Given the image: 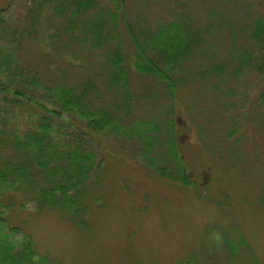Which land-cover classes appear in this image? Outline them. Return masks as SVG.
<instances>
[{
    "label": "rangeland",
    "instance_id": "obj_1",
    "mask_svg": "<svg viewBox=\"0 0 264 264\" xmlns=\"http://www.w3.org/2000/svg\"><path fill=\"white\" fill-rule=\"evenodd\" d=\"M43 2L2 4L6 23L38 32L0 80L49 107L52 92L25 78L37 74L46 86L59 79L76 93L85 86L82 111L88 104L114 120L94 127L86 114H55L0 90L9 152L43 120L92 166L81 197L85 226L12 184L2 193L8 224L51 264H264V34L253 36L264 0H92L71 19L78 0ZM32 8L43 9L39 21L30 19ZM171 20L187 27L194 48L168 65L151 41ZM94 23L98 39L85 33ZM116 54L127 85L114 71ZM180 169L189 185L165 175Z\"/></svg>",
    "mask_w": 264,
    "mask_h": 264
},
{
    "label": "trees",
    "instance_id": "obj_2",
    "mask_svg": "<svg viewBox=\"0 0 264 264\" xmlns=\"http://www.w3.org/2000/svg\"><path fill=\"white\" fill-rule=\"evenodd\" d=\"M4 1L7 0H0V78L11 70L14 54L16 55V52L24 47L26 37H32L38 32L36 30H20L14 28L10 23H6L3 16L5 8H2ZM42 1H44L43 3L48 2V0ZM43 3H40L39 6L42 7ZM78 4L77 8L67 10V17L71 19L82 14L83 10H88L92 0H78ZM42 10V8L37 10L32 8L30 19L34 22L39 21L40 15H43L44 12ZM256 23L257 25L253 29V36L264 34V20L262 18L257 19ZM90 27L85 28L86 36L91 34L95 39H98L102 33L99 24L94 23V27L92 26L89 29ZM161 27L156 32V38H158L159 42H151L162 47V52L165 55V58H163L168 65L174 63L175 56L185 54V52L189 55L192 53L194 46L192 45L193 42H190V33L186 26L181 25L178 20H171ZM118 62V54H116L113 61L115 65L114 71L123 74L127 85L125 68L123 65L122 67L119 66ZM136 63L138 68L145 73H157L164 76L165 71L152 63L150 65L139 61ZM169 69L172 70V67H169ZM18 73L22 75L24 72L19 71ZM25 79L24 82L27 84L31 83L34 87L42 86L52 92L50 101L54 107H49L46 102L39 98L31 97V93L27 92L19 84L11 88L0 80V90L14 93L15 96H18V99L20 97L23 100L39 104L55 114L62 115L64 111H73L79 116L86 114V117H90V124L94 127L104 128L109 125V122L114 120V117L106 114L104 110H92L88 104L84 105L86 113L82 111L81 103L85 104L88 100L85 86L82 89V93H76L73 88L67 86L64 81L59 79L54 80L52 86H46L43 81L41 82L37 74L33 78L27 77ZM53 130L54 128L50 123L42 120L38 124V129L25 135L17 136L13 143L15 144L14 150L9 152V142L5 132L0 129V264H51L48 259L38 255L34 249L33 241L28 236H20V226L8 224L2 193L4 188L10 184L17 189L30 188L33 191L35 190L39 207L63 209L66 213L81 217L78 221L82 225H86V221L82 218L84 213L82 216L81 213L83 210L85 212L88 206L87 203L81 202V197L86 196L88 193L87 178L92 166L84 162L86 156L79 147L72 148L61 141L55 140L54 136H52ZM63 156L68 159L69 164L62 163ZM178 164H181L179 158ZM173 172L172 170L165 175L174 181L186 185L191 183L186 178L183 169H180V173ZM160 173H165V169L162 168ZM97 200H101V198L99 197ZM13 233H18L22 241H20L19 236L11 237ZM133 264H144V262L140 260L135 261ZM188 264L192 263L188 262Z\"/></svg>",
    "mask_w": 264,
    "mask_h": 264
}]
</instances>
